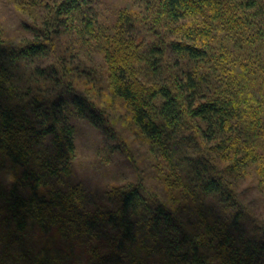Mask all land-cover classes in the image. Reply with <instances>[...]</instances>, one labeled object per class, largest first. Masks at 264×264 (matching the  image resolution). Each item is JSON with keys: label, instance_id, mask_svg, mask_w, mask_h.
<instances>
[{"label": "trees", "instance_id": "obj_1", "mask_svg": "<svg viewBox=\"0 0 264 264\" xmlns=\"http://www.w3.org/2000/svg\"><path fill=\"white\" fill-rule=\"evenodd\" d=\"M93 1L54 0L47 30L21 44L6 41L0 29V161L19 169L13 182L0 179V264H264V224H244L228 177L255 164L264 180V0H157L155 39L121 31L108 39L112 88L173 163L187 162L198 183L184 185L237 207L221 216L211 204L198 206L205 217L199 229L140 183L114 185L111 204L85 206L82 183H65L75 144L60 106L68 96L99 126L101 112L62 82L60 65L36 68L63 86L51 95L14 79L20 64L53 47L69 20L78 17L91 30ZM167 52L177 56L172 63ZM144 67L160 78L143 77ZM194 139L199 153L170 157Z\"/></svg>", "mask_w": 264, "mask_h": 264}, {"label": "rangeland", "instance_id": "obj_2", "mask_svg": "<svg viewBox=\"0 0 264 264\" xmlns=\"http://www.w3.org/2000/svg\"><path fill=\"white\" fill-rule=\"evenodd\" d=\"M47 1L0 0L2 37L11 43L21 44L41 33L39 29L46 31L44 21L49 16V6L55 5L54 0ZM90 4L87 15L93 18L91 30L85 29L78 17L69 20L67 26H62V33L53 47L33 61L20 64L14 77L21 88L37 86L43 89L44 95H51L63 86L51 79L46 80L49 77L47 73L39 77L36 68L46 67V71L51 72L49 65L61 66L63 70L59 69V75L63 77L62 82H69L86 93L102 114L99 126L78 114L67 100L69 97H64L60 113L71 128L75 144L71 173L65 183H82L85 206L88 208L111 204L108 194L114 185L140 183L145 192L172 207L188 227L194 229H199L198 221L205 219L198 208L200 205L211 204V211L221 216L237 209L224 207L210 195L192 193L184 184L188 183L191 187L198 181L191 179L193 174L184 158L182 162L174 160L173 163L161 146L143 131L131 104L117 95L110 84L109 65L105 57L109 36L121 31L137 36V41L155 39V30L160 22L159 17L153 15L152 7L157 5V0H94ZM176 57L170 52L165 55L171 63ZM62 62L68 64L69 70L66 71ZM146 70L145 67L142 69L143 77L150 80L160 78L158 74ZM185 131L190 129L185 128ZM195 141L185 143L179 152H173L170 157L176 159L199 153L200 148L196 149ZM200 143H203L202 140ZM204 147L208 148L207 144L202 149ZM216 162L220 167L224 165L219 158ZM18 170V166L10 160L5 163L0 161L1 180L13 182ZM228 177L236 188L239 208L246 217L244 224L253 226L254 221L264 224V180L260 178L257 166L251 164L229 172ZM205 210L210 214L208 209Z\"/></svg>", "mask_w": 264, "mask_h": 264}]
</instances>
